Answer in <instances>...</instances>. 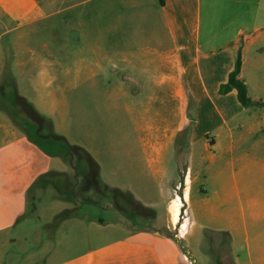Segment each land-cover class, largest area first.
Returning <instances> with one entry per match:
<instances>
[{"label":"crops","instance_id":"crops-1","mask_svg":"<svg viewBox=\"0 0 264 264\" xmlns=\"http://www.w3.org/2000/svg\"><path fill=\"white\" fill-rule=\"evenodd\" d=\"M62 1L0 0V37L10 35L21 44L14 68L35 62L39 73L45 72L46 60H53L54 73L67 69L60 74L71 77L68 89L90 84L91 90L107 91L119 130L102 138L111 140L103 152H92L94 169L71 170L76 179L70 175L65 182L81 190L78 196L73 192L75 203L106 212L107 218L77 213L61 218L57 241L51 250L48 241L44 244L48 253L58 250V259L43 264H195L185 244L193 228L203 237L224 238L233 264H264V107L243 108L234 89L219 94L239 51L238 78L247 96L264 100V0H165L163 5L99 0L84 13L78 7L93 0L66 7ZM69 8L77 10L70 20L57 19ZM46 26L58 28V57L27 47ZM64 26L81 30V36H67L77 46L71 55L64 51ZM188 91L219 103L214 134L191 130ZM6 127L12 149L22 144L24 158H31L33 146L25 135ZM209 151L214 162L206 163ZM32 179L28 170L18 196L0 189V234L7 243L13 242L10 227L23 204L18 197ZM194 185L198 217L192 209ZM177 197L182 200L178 219L184 209L186 221L183 240L164 233L174 226L169 206ZM68 205L58 201L61 212Z\"/></svg>","mask_w":264,"mask_h":264},{"label":"rangeland","instance_id":"rangeland-1","mask_svg":"<svg viewBox=\"0 0 264 264\" xmlns=\"http://www.w3.org/2000/svg\"><path fill=\"white\" fill-rule=\"evenodd\" d=\"M82 0H63L64 7L80 2ZM99 0L78 7L82 13L89 5L97 4ZM77 10L65 11L57 19H71V15ZM55 21V18H53ZM72 26H64L61 38L69 34L81 36V30L73 29ZM38 28H31L37 30ZM41 29V28H40ZM36 33L31 38L27 47L33 51H45L46 55L58 57V28ZM3 28L0 27V33ZM39 39L47 41L40 43ZM66 38L64 51L71 55L77 47ZM74 46V47H73ZM21 44L13 43L10 35L0 37V189L6 194L16 195L20 191L24 175L29 170L32 174V183L22 194V207L16 213L14 223L10 227L8 238L13 242H6V234H0V264H43L58 259V250L48 253L44 244L48 241L50 250L52 244L57 241L58 221L66 218L72 213L79 215L89 214L107 218L106 212L98 209H90L85 203L74 201L73 192L78 196L80 188L74 189L66 185L69 181L70 171L75 174L82 170L94 169L97 162L93 157L95 150L103 152L110 146V141L102 139L110 134L118 133L119 126L111 117L113 111L109 108L107 91L91 90L90 84H81L75 90L68 89L71 82L69 75L60 72L66 68L58 67V74L53 69V60H46L47 65L42 67L45 72L39 73L37 64L32 62L26 68H14V64L20 61ZM42 61H37L38 63ZM65 61V60H64ZM70 66V60L67 62ZM45 68V69H43ZM18 69L22 71L19 72ZM38 72V73H37ZM23 73V74H21ZM108 105V106H107ZM215 105L209 101L196 99L195 93L187 92V115L191 118V130L197 132L210 131L214 134ZM217 109V107H216ZM198 114V115H197ZM6 115V116H5ZM198 117L199 123L193 124L194 116ZM14 121V122H13ZM7 125H13L23 134L25 128L33 140L27 138L32 144L33 153L31 158L25 159L23 151L25 147L16 143V149H12V136ZM24 127V128H23ZM26 131V130H25ZM108 141V142H106ZM6 150V152H5ZM195 154L192 155L189 165L196 163ZM214 162V153L207 152V162ZM63 164V167L61 164ZM59 165V166H58ZM65 168V171H59ZM74 177V176H73ZM76 178L74 177L72 181ZM71 180V178H70ZM182 189V188H181ZM194 185L192 192V209L197 216V198ZM22 193V191H21ZM58 201L68 203V209L60 211ZM78 205V206H77ZM183 210L180 212L179 221L183 220ZM60 213L58 214V212ZM53 214L55 218L47 221ZM57 232V234H55ZM164 233L175 240L179 237L184 239L179 232L178 225L172 226ZM54 235L57 238L54 239ZM183 235V236H182ZM7 238V239H8ZM184 242V241H183ZM184 244V243H182ZM185 244L190 248L191 255H187L189 261L194 259L195 264H233L232 255L226 248L224 238L218 239L214 234L207 233L204 237L201 231L193 228L185 239ZM58 245V244H56ZM58 246H55L57 249ZM44 251V252H43ZM34 254H38L32 258Z\"/></svg>","mask_w":264,"mask_h":264},{"label":"trees","instance_id":"trees-1","mask_svg":"<svg viewBox=\"0 0 264 264\" xmlns=\"http://www.w3.org/2000/svg\"><path fill=\"white\" fill-rule=\"evenodd\" d=\"M165 0H158L160 5L164 4ZM241 67V55L240 52H237L234 69L229 73L227 82L220 86L219 94H226L230 90L234 89L236 91V97L238 102L243 108H252V107H264V100L261 102H256L251 100L247 96V90L245 84L238 78ZM14 122V121H13ZM24 128V127H23ZM26 130V131H25ZM23 131L27 138L33 140L32 137L28 134L27 129ZM67 217V216H66Z\"/></svg>","mask_w":264,"mask_h":264},{"label":"bare ground","instance_id":"bare-ground-1","mask_svg":"<svg viewBox=\"0 0 264 264\" xmlns=\"http://www.w3.org/2000/svg\"><path fill=\"white\" fill-rule=\"evenodd\" d=\"M181 202H182V200L179 197H177L175 200H173L172 203L170 202L171 204L169 206V212H170V218H171L172 224L178 225L179 232H182L183 235H185L186 221L180 222L178 219V210H179V207L181 206Z\"/></svg>","mask_w":264,"mask_h":264}]
</instances>
